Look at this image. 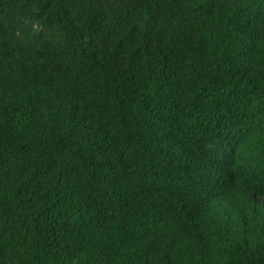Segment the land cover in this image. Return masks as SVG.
<instances>
[{
	"label": "trees",
	"instance_id": "16d2710c",
	"mask_svg": "<svg viewBox=\"0 0 264 264\" xmlns=\"http://www.w3.org/2000/svg\"><path fill=\"white\" fill-rule=\"evenodd\" d=\"M264 0H0V264H264Z\"/></svg>",
	"mask_w": 264,
	"mask_h": 264
},
{
	"label": "snow or ice",
	"instance_id": "6c2138e0",
	"mask_svg": "<svg viewBox=\"0 0 264 264\" xmlns=\"http://www.w3.org/2000/svg\"><path fill=\"white\" fill-rule=\"evenodd\" d=\"M262 47H264V45H262Z\"/></svg>",
	"mask_w": 264,
	"mask_h": 264
}]
</instances>
